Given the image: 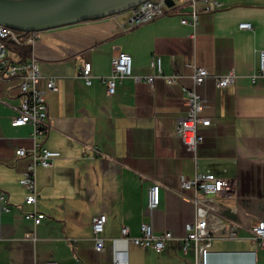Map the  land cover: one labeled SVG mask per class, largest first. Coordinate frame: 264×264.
I'll return each mask as SVG.
<instances>
[{"label": "crops", "instance_id": "obj_1", "mask_svg": "<svg viewBox=\"0 0 264 264\" xmlns=\"http://www.w3.org/2000/svg\"><path fill=\"white\" fill-rule=\"evenodd\" d=\"M215 1L222 8L200 13L194 28L181 24L191 8L177 0L167 7L169 14L132 29L126 28L124 13L38 35L31 54L49 117L41 145L60 156L51 168L36 170V203L24 206L27 193L19 181L29 160L14 152L30 150L31 128L10 127L19 94L11 83L8 91L0 82V193L13 207L0 213V264H112L115 252L125 253V264H196L192 244L182 252L185 225L195 221L194 193L180 190L179 179L198 173L233 186L214 198L210 213L221 223L208 264H264V246L250 232L264 224V80L249 79L257 52L264 49V0ZM242 23L252 30H240ZM118 52L131 57L133 78L118 83L108 98L100 79L109 75ZM15 56L11 53L14 61ZM156 59L163 75H178L175 84L157 77L151 67ZM85 63L92 67L90 86L80 77ZM193 66L209 73L196 89L207 103L210 126L198 128L204 140L195 154L175 132ZM229 72L236 75L235 84L217 89L216 80ZM49 78L55 93L45 88ZM153 184L160 187L161 204L150 216L146 192ZM33 210L46 217L37 226L21 216ZM98 214L107 218L102 253L94 251L92 240V218ZM143 224L152 225L156 235L172 234L160 254L122 239L123 228L129 238H139ZM230 226L233 240L226 237ZM29 234L34 241L26 239Z\"/></svg>", "mask_w": 264, "mask_h": 264}, {"label": "built area", "instance_id": "obj_2", "mask_svg": "<svg viewBox=\"0 0 264 264\" xmlns=\"http://www.w3.org/2000/svg\"><path fill=\"white\" fill-rule=\"evenodd\" d=\"M165 0H154L143 3L137 8L127 12L128 19L126 28L132 29L143 24L150 23L155 19L169 14L164 5ZM185 5L191 8L189 18H182V25H190L193 28L198 24L200 13H210L222 8L221 4L215 0H183ZM201 6L199 10L198 7ZM240 30L250 31L252 26L248 23L239 24ZM40 33H30L26 40H22L17 32L0 25V82L7 84L9 91L14 86L19 94L20 104L16 110V115L10 120L11 128H21L28 126L31 128V148H17L15 156L29 160L20 178V185L26 191L24 206H34L36 203L35 175L38 168L49 169L53 161L60 154L43 148L41 141L49 127V117L47 114V105L44 96L37 89L38 82L42 79L39 72V66L31 54L25 61H10L13 49L21 46H34ZM9 50V52H8ZM257 69L249 77L250 82L255 84L258 80H264V49L257 52ZM156 68L157 77L166 84H175L178 75L165 76L160 71V59H156L151 65ZM192 86L189 89H182L185 97V112L182 116L176 118V136L184 148L195 154L199 145L203 143L204 138L198 133V128H207L210 126V118L207 116V103L197 93L196 89L209 77V73L204 68L192 67ZM92 67L90 63H85L80 69V77L86 86L92 84ZM132 77V59L125 53L118 52L110 63V73L100 81L106 87V95L112 97L116 92V86L121 81ZM236 75L229 72L216 80V88L219 90L227 89L236 82ZM136 82L141 79L134 78ZM153 77L146 79V82L152 83ZM12 84V86L10 85ZM45 88L50 92H57V87L53 79L49 78L45 82ZM180 190H192V203L195 208V221L185 225L186 235L182 242V252L186 253L190 244L193 245L196 256V264H208V255L211 251L212 243L218 237L216 225L221 222L210 212L215 204L214 198L229 192L233 186L217 178L211 173H198L192 179L186 180L183 177L179 179ZM161 190L156 184L147 188L146 192V212L152 214L160 207ZM12 205L5 193H0V213L9 214L12 211ZM22 218L29 221L33 226L39 225L46 217L33 211L22 212ZM107 218L104 214H98L92 218L93 249L96 253H102L105 248V242L102 239V233ZM141 236L139 238H129L127 228L121 230L122 239L128 244L140 247L150 248L156 254H160L167 241L172 240L170 232L160 235L154 234L152 225L143 224L140 227ZM254 241L259 246H264V224L259 223L250 229ZM235 228L230 226L226 237L230 240L235 239ZM26 239L34 241V235H26ZM125 253L115 252L112 264H125ZM45 264H57L48 262Z\"/></svg>", "mask_w": 264, "mask_h": 264}, {"label": "water", "instance_id": "obj_3", "mask_svg": "<svg viewBox=\"0 0 264 264\" xmlns=\"http://www.w3.org/2000/svg\"><path fill=\"white\" fill-rule=\"evenodd\" d=\"M148 1L154 0H0V25L22 35L41 33L115 17Z\"/></svg>", "mask_w": 264, "mask_h": 264}, {"label": "trees", "instance_id": "obj_4", "mask_svg": "<svg viewBox=\"0 0 264 264\" xmlns=\"http://www.w3.org/2000/svg\"><path fill=\"white\" fill-rule=\"evenodd\" d=\"M18 35L21 36L22 40H26V38L30 34L22 35V34L18 33ZM12 52L14 53V55H16L18 57L19 61H25L31 55V48H30V46L24 45V46L17 47L15 49H13ZM9 59H10V61L14 60L11 58V56Z\"/></svg>", "mask_w": 264, "mask_h": 264}, {"label": "rangeland", "instance_id": "obj_5", "mask_svg": "<svg viewBox=\"0 0 264 264\" xmlns=\"http://www.w3.org/2000/svg\"><path fill=\"white\" fill-rule=\"evenodd\" d=\"M8 52H9V50H8ZM19 59H18V57L17 56H15V62H17Z\"/></svg>", "mask_w": 264, "mask_h": 264}]
</instances>
